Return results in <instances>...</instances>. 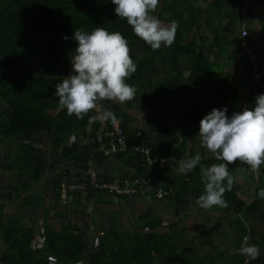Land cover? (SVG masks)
Masks as SVG:
<instances>
[{
  "label": "trees",
  "instance_id": "16d2710c",
  "mask_svg": "<svg viewBox=\"0 0 264 264\" xmlns=\"http://www.w3.org/2000/svg\"><path fill=\"white\" fill-rule=\"evenodd\" d=\"M204 2L159 0L153 14L164 25L175 20L178 28L170 46L153 50L114 13L111 0H0V264H217L222 259L245 264L238 251L244 243L260 249L248 264H264V198L257 196L264 187V166L256 176L246 163L231 162L236 182L223 193L227 206L201 208L196 203L203 191L199 167L188 174L178 171L179 163L192 156L189 136L164 112L183 97L198 131L200 119L213 107L226 105L228 115L236 111L249 83V62L241 49L244 2ZM97 26L126 38L136 70L125 79L136 91L125 101L127 109L119 101L99 99L78 119L67 115L53 93L71 72L74 30ZM213 49L240 55L245 82H230L223 74L217 85L211 84L219 69L211 59ZM37 58L40 66L23 73ZM261 92L264 78L259 76L249 107ZM106 109L115 114L130 145L148 146L165 163L149 164L145 153L131 148L104 154L100 145L112 140L107 135L98 139L112 122L99 118ZM201 157L205 166L221 162L212 153ZM90 161L105 181L155 177L157 183L138 186L146 191L118 200L104 190L86 199L75 193L71 203L61 205V179H77ZM239 176L252 185L250 202L238 194ZM140 202L147 206L136 214ZM224 217L230 229H222ZM191 219H199L202 227L189 236ZM39 230L43 242L33 247ZM222 233L230 241L220 238ZM220 242H226V250L235 249L231 256L214 253ZM195 243L198 248L191 246Z\"/></svg>",
  "mask_w": 264,
  "mask_h": 264
},
{
  "label": "clouds",
  "instance_id": "9594fccd",
  "mask_svg": "<svg viewBox=\"0 0 264 264\" xmlns=\"http://www.w3.org/2000/svg\"><path fill=\"white\" fill-rule=\"evenodd\" d=\"M111 3L115 5L114 13L126 19L131 31L151 49L173 43L178 24L173 20L170 25H164L153 14L159 0H111ZM62 38L69 39L67 35ZM71 39L76 42L70 57L71 73L55 84L53 93L67 115L74 114L79 119L95 108L99 99L123 103L133 98L135 87L125 78L135 72L136 64L129 55L126 38L119 31L99 26L91 31L75 29ZM227 111L226 105L213 107L200 119L198 129L202 146L221 162L205 166L197 153L178 165L181 173L199 167L203 191L196 203L204 209L227 206L223 193L231 190L236 182L229 171L231 162L238 159L251 170H257L264 163V92L256 95L253 106L230 115ZM99 118L113 122L116 119L110 109L99 114ZM257 196L264 198V187L257 190ZM238 251L245 257V264L260 255L255 244L244 243Z\"/></svg>",
  "mask_w": 264,
  "mask_h": 264
},
{
  "label": "built area",
  "instance_id": "2783aa9c",
  "mask_svg": "<svg viewBox=\"0 0 264 264\" xmlns=\"http://www.w3.org/2000/svg\"><path fill=\"white\" fill-rule=\"evenodd\" d=\"M243 12H242V26H241V49L245 52L249 62V74L248 80L249 83L247 87L243 90V94L239 101V106L237 111L242 110L244 107H249V100L256 89V82L261 75L263 64H264V49L263 47L252 39V35L250 32V20L252 14L251 8V0H243ZM98 139L101 141L104 135L111 136L112 140L104 144L100 145V150L104 152L106 155L116 154L119 152H124L129 148L134 149L135 151H140L146 154L147 162L149 164L160 163L163 164L166 161V158L163 156H152L151 149L148 146H142L139 144L130 145L127 139V136L120 125V122L115 119V121L111 122L109 125V130L98 132ZM74 136L71 137V140H74ZM261 165L264 166V163ZM250 168V167H249ZM252 173L258 176L260 173V167L257 170H252ZM78 178L75 180H70L69 176L64 175L61 179L60 183V193H59V202L61 205H68L74 200L75 193L81 195L84 199H86L89 194L95 190H104L109 192L114 200H118L121 196H125L126 194H134L141 191L142 193L146 191V189H139L138 186L142 187L145 184L157 183V179L155 177L149 178H141L135 177L134 179L124 178L121 180H112L105 181L103 180L98 172L96 165L90 161L88 162L82 169L78 172ZM163 190H159L161 193ZM98 234L94 233L95 245L98 244ZM249 235L247 237V241L249 240ZM244 237V238H245ZM245 241V240H244ZM43 242L42 239V230H39L38 234L33 240V247H40ZM51 262H55L51 260ZM81 264V262H78Z\"/></svg>",
  "mask_w": 264,
  "mask_h": 264
},
{
  "label": "crops",
  "instance_id": "0c3cea01",
  "mask_svg": "<svg viewBox=\"0 0 264 264\" xmlns=\"http://www.w3.org/2000/svg\"><path fill=\"white\" fill-rule=\"evenodd\" d=\"M201 1H202V4L205 5V2L203 0H201ZM251 1H252L251 2L252 14H251V20H250V32L252 35V39L254 41H256L257 43H259L264 49V30H263V26H262L263 19H264V0H251ZM216 52L217 51L214 49L210 51L212 61L215 62L219 68L216 71V74H215L214 78L212 79L211 84L217 85V83L219 81V77L223 74L224 75L228 74L230 82H237V83H241L243 81L245 82V79H244L245 75L243 72L244 71L243 70L244 64H242V62L240 61L241 60L240 55L231 52L230 49H225L224 51H222V53H216ZM260 76H262L264 78V64H263V69H262ZM245 86H243V88H245ZM243 90L244 89L241 90L240 98L243 94ZM238 106H239V103H238ZM238 106H237V108H238ZM99 107H97L98 110H101V107L100 108ZM237 108H236V111H237ZM179 109H182L184 111V113L188 116V123L186 126L191 125V127H193V125L190 122V115H189V113H187L184 110L182 104L179 106ZM175 110H176V108L173 107V104L169 105L168 107H166L164 109V112L166 113L167 120H168V117H170V119L174 121V123H172L174 126H176V124L178 125V122H177L178 120H175L174 117L177 119L180 117L178 113L175 114ZM180 113H182V112H180ZM188 136H189V144H190L189 148L194 149V151H192V156L197 154V153H199L200 155L202 153H205V154L211 153L210 151H208L204 147H202L200 149L199 144L201 143V141H197V139L200 137H199L198 131L196 129L194 132H192V134H189ZM194 143H196V147L193 145ZM194 147L198 149V150H196V152H195ZM188 173L189 172H186L183 174H188ZM239 180L241 181V183H242L241 185L243 186V180H245V179L242 176H239ZM242 186H241L240 190L238 191V194L244 201H246L245 196L247 197L249 195L250 190H243ZM248 202H250V201H248Z\"/></svg>",
  "mask_w": 264,
  "mask_h": 264
},
{
  "label": "rangeland",
  "instance_id": "374dc122",
  "mask_svg": "<svg viewBox=\"0 0 264 264\" xmlns=\"http://www.w3.org/2000/svg\"><path fill=\"white\" fill-rule=\"evenodd\" d=\"M204 1V0H203ZM243 1V0H242ZM252 2V1H251ZM242 24V23H241ZM40 64H41V59H35L34 61H32L31 63H29L28 65H26L25 67H24V71H23V73H25V71H27L28 69H31V68H35V67H38V66H40ZM71 72H69L68 73V75L70 74ZM183 101H184V98L183 97H178V98H176L175 99V101L172 103L173 104V107H175L176 108V110H175V114L176 113H178L179 114V118L177 119V118H175L174 117V119L175 120H178L177 122H178V125L176 124V128H178L181 132H183V133H186V134H192V132H194L195 131V128L194 127H191V125L190 126H186L187 125V123H188V116L184 113V111L182 110V109H179V106L183 103ZM121 104H123V107L125 108V109H127V106L125 105V102H123V103H121ZM99 107V106H98ZM100 108V107H99ZM132 112V111H131ZM133 112H136V111H133ZM180 112H182V113H180ZM142 116V115H141ZM168 121H169V123H174V121L173 120H171L170 119V117H168ZM173 121V122H172ZM195 134V133H194ZM200 138H198L197 139V141H200L199 140ZM195 147H196V143H194L193 144ZM194 147V148H195ZM199 147H200V149L203 147L202 146V144L200 143L199 144ZM196 150H198L197 148H195V152H196ZM190 151H194V149L192 148V150H190ZM243 190H250L249 191V195L246 197L245 196V199H246V201L248 202V201H250L251 199H252V185H251V183L250 182H246L245 180H243ZM241 193V192H240ZM147 205H146V203H143V202H140V203H138V205H137V207H136V209H135V211H136V214H139V212L141 211V210H143L145 207H146ZM223 217V216H222ZM226 217H224L223 218V222H224V226H223V230H226V229H230V227L227 225V223H226ZM201 227H202V224H201V222H200V220L199 219H191L190 221H188V223H187V230H188V232L190 233V235L189 236H191V234H194V233H199L200 232V230H201ZM219 237L220 238H224V240H227V242L228 241H230V237H228V238H225V236L223 235V233L222 234H220L219 235ZM189 238V237H188ZM221 244H220V246L221 247H219L218 249H216V250H214V253L216 254V255H218L220 252H222L223 251V255H224V257L226 258V257H228V256H231L232 255V253L235 251V249L234 248H232L231 250H226V248H225V243L226 242H220ZM192 247H194V248H198V244H193V245H191ZM215 261H216V263L218 262L217 260H216V258H215ZM224 261L225 260H220L219 261V263H217V264H227L226 262L224 263Z\"/></svg>",
  "mask_w": 264,
  "mask_h": 264
}]
</instances>
